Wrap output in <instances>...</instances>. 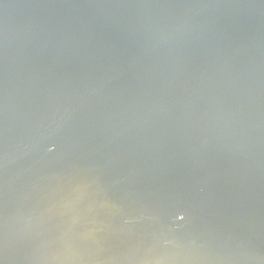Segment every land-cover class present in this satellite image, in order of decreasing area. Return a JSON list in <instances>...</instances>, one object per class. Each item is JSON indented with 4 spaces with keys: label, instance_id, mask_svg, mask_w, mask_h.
I'll list each match as a JSON object with an SVG mask.
<instances>
[{
    "label": "water",
    "instance_id": "95a60500",
    "mask_svg": "<svg viewBox=\"0 0 264 264\" xmlns=\"http://www.w3.org/2000/svg\"><path fill=\"white\" fill-rule=\"evenodd\" d=\"M0 264H264V0H0Z\"/></svg>",
    "mask_w": 264,
    "mask_h": 264
}]
</instances>
